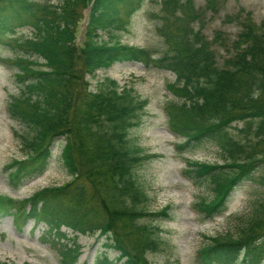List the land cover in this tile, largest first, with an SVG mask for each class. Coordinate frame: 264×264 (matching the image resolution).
Segmentation results:
<instances>
[{"label": "trees", "instance_id": "obj_1", "mask_svg": "<svg viewBox=\"0 0 264 264\" xmlns=\"http://www.w3.org/2000/svg\"><path fill=\"white\" fill-rule=\"evenodd\" d=\"M192 1H160L156 33L166 48L153 57L120 41L144 0H0V44L14 55L0 57V64L16 70L19 88L8 111L26 128L18 135L24 157L9 164L11 186L41 176L58 140L70 177L25 199L0 195V219L11 217L18 229L30 221L43 225V239L59 264H77L80 235L104 239L118 264H150L147 253L162 244L157 229L140 221L167 219L168 208L147 211L138 171L152 155L131 136L148 101L133 86L114 81L93 93L86 80L115 63L172 73L175 81L166 90L175 100L164 111L169 132L180 139L176 150L206 144L217 150L220 162L186 160V175L208 179L213 193L197 204L204 219L225 212L230 194L243 183L264 190V20L255 23L251 12L238 8L225 17L237 33L218 30L208 39ZM218 1L206 0V7L214 10ZM25 27L31 36H16ZM251 207L236 235L208 238L196 252L197 264L263 263L264 198Z\"/></svg>", "mask_w": 264, "mask_h": 264}, {"label": "rangeland", "instance_id": "obj_2", "mask_svg": "<svg viewBox=\"0 0 264 264\" xmlns=\"http://www.w3.org/2000/svg\"><path fill=\"white\" fill-rule=\"evenodd\" d=\"M44 4L57 5L60 0H37ZM161 0H144L143 6L133 14L127 24V31L120 37L123 44L148 50L153 57L165 51V44L156 33L160 24L157 14ZM193 7L201 13L203 33L208 39L215 31L221 30L229 37L237 33L233 24L225 22V17L233 15L238 8L252 13L255 23L264 20V0H219L213 7H206V0H193ZM16 36H31L30 27L18 30ZM105 40V35H102ZM13 53L0 44V57L13 58ZM14 72L8 65L0 64V195L14 199H25L36 191L60 186L70 177L60 158L63 142L56 141L52 146V158L47 170L17 189L9 180V164L23 159L24 151L18 135L26 128L10 117L9 103L19 93ZM89 90L96 93L103 90L106 83L114 81L118 86L131 85L134 90L147 99L141 123L131 132L138 144L152 158L138 171V177L148 196L146 209L158 213L168 208L167 219L146 218L140 222L157 229L162 242L156 251L148 252L150 264H197L196 252L208 242V238L236 235L252 211V203L264 198V190L255 183L246 182L236 188L229 196L226 211L211 219H204L198 211V203L211 200L213 193L206 178H191L186 175V160L213 164L221 161L217 150L210 144L201 148L179 153L175 144L180 139L169 132L164 106L175 100L166 90V84L173 83L175 77L169 71L145 68L141 63H115L108 69L100 70L94 77H86ZM46 228L33 226L28 222L18 229L12 218L0 219V262L5 264H59L55 252L43 239ZM71 238L70 231H66ZM45 241V242H44ZM76 244L80 248L77 264H97L99 260L115 262L116 253L107 250L104 239L97 235L78 236ZM264 264V261L263 263Z\"/></svg>", "mask_w": 264, "mask_h": 264}, {"label": "water", "instance_id": "obj_3", "mask_svg": "<svg viewBox=\"0 0 264 264\" xmlns=\"http://www.w3.org/2000/svg\"><path fill=\"white\" fill-rule=\"evenodd\" d=\"M88 12H89V9H86L85 12H84V19L87 18Z\"/></svg>", "mask_w": 264, "mask_h": 264}]
</instances>
